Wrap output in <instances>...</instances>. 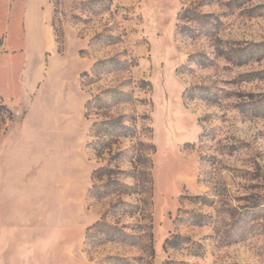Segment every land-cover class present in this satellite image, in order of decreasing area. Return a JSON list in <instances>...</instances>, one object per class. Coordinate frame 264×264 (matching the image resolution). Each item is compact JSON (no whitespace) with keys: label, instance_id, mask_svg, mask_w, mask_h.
<instances>
[{"label":"rangeland","instance_id":"rangeland-1","mask_svg":"<svg viewBox=\"0 0 264 264\" xmlns=\"http://www.w3.org/2000/svg\"><path fill=\"white\" fill-rule=\"evenodd\" d=\"M1 106L0 264H264V0H0Z\"/></svg>","mask_w":264,"mask_h":264},{"label":"trees","instance_id":"trees-1","mask_svg":"<svg viewBox=\"0 0 264 264\" xmlns=\"http://www.w3.org/2000/svg\"><path fill=\"white\" fill-rule=\"evenodd\" d=\"M185 19H189L188 17H187V11H185L181 16H180V20H185ZM218 55L219 56H224L223 58H228L229 59V57H228V55L226 54V53H224V51H221V52H219L218 51ZM226 56V57H225ZM237 61V65L238 66H240V65H242V64H244L246 61H243V58L242 57H237V59H236ZM199 65L201 66V67H206V63L204 62V61H199ZM188 99H190V100H192L194 97H192V96H188L187 97ZM89 105V104H88ZM2 110H6V108L5 107H3V106H1L0 107ZM106 124H108V125H106ZM103 125H106V127L107 128H105L104 129V133H107L108 132V134L109 135H111L113 132H114V135H116V136H118L117 138H120V137H123V138H127V137H129V134H128V131H129V128L128 127H126V126H124L123 125V122L121 121V118H119V119H116L115 121H113L112 123H107V122H105V123H103ZM110 125V126H109ZM115 130V131H114ZM117 130V131H116ZM110 132V133H109ZM105 172H108L109 174L111 173V175L113 174L112 173V171H110V170H104V169H99V170H96L95 172H94V175H95V178H97V179H99V178H101L103 175H104V173ZM133 177V176H132ZM134 178V177H133ZM113 185H114V187H117V188H119V190H125L126 189V187H125V185H123V184H121L120 182H118V181H114V183H113ZM108 192V191H107ZM119 192H122V191H119ZM105 194H108V193H105ZM100 195H101V193H100ZM103 196V195H102ZM171 241H167V244H171L172 246H173V248L174 247H176V246H178V243H170ZM175 244V245H174Z\"/></svg>","mask_w":264,"mask_h":264}]
</instances>
